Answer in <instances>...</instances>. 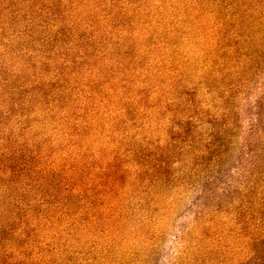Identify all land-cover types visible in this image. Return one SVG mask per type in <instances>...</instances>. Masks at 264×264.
Wrapping results in <instances>:
<instances>
[{"label":"trees","instance_id":"trees-1","mask_svg":"<svg viewBox=\"0 0 264 264\" xmlns=\"http://www.w3.org/2000/svg\"><path fill=\"white\" fill-rule=\"evenodd\" d=\"M198 186L178 264H264V0H0V264H152Z\"/></svg>","mask_w":264,"mask_h":264},{"label":"rangeland","instance_id":"rangeland-1","mask_svg":"<svg viewBox=\"0 0 264 264\" xmlns=\"http://www.w3.org/2000/svg\"><path fill=\"white\" fill-rule=\"evenodd\" d=\"M153 62H156L158 58H156V54H153ZM141 83V82H139ZM255 83L252 85L254 86ZM248 92V91H247ZM243 93V99L240 101V105L242 109L240 110L242 115V125H248L247 114L245 113V103L248 99L254 100L259 94V91L253 87L252 91L248 93ZM246 97V98H245ZM210 98H212L211 94H206L203 105L205 107L210 106ZM116 114V112H112V114ZM131 125V124H130ZM122 136L119 134V137ZM242 134L240 133L236 139L235 144H239L241 141ZM65 154V152L59 151L56 153L55 157L60 160L61 156ZM238 152L235 150L234 154L231 155L226 167L225 174L228 177H237L238 170L236 168V158ZM211 185L210 187H213ZM203 187H196L193 189H185V188H177V193L175 194L178 199L176 203V212L171 214V218L166 221V234L160 244L158 245L157 256L153 260L152 264H178L181 261V255L183 253L184 247L190 244V239L194 236V233L197 231L195 226V217L196 211L200 208V203L203 198ZM205 197V196H204ZM237 254L240 251L239 246H235L234 250ZM232 252V251H231ZM86 255L79 256V263L84 262L86 259ZM239 256L237 255V258ZM221 264V263H217Z\"/></svg>","mask_w":264,"mask_h":264}]
</instances>
